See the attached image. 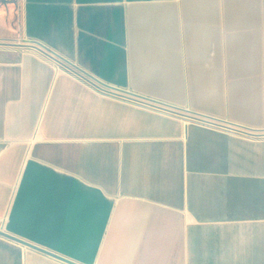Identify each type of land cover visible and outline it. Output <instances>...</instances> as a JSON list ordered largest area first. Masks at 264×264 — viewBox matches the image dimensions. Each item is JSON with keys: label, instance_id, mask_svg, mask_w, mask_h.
Returning a JSON list of instances; mask_svg holds the SVG:
<instances>
[{"label": "crops", "instance_id": "1", "mask_svg": "<svg viewBox=\"0 0 264 264\" xmlns=\"http://www.w3.org/2000/svg\"><path fill=\"white\" fill-rule=\"evenodd\" d=\"M28 41L222 126L0 46V229L79 264H264V0H0ZM0 264L66 263L0 235Z\"/></svg>", "mask_w": 264, "mask_h": 264}, {"label": "water", "instance_id": "2", "mask_svg": "<svg viewBox=\"0 0 264 264\" xmlns=\"http://www.w3.org/2000/svg\"><path fill=\"white\" fill-rule=\"evenodd\" d=\"M3 45H19V46H30V47H33L37 50H39L40 52L50 56L51 58H53L54 60H56L59 64H61L62 66L66 67L68 70H70L71 72L81 76L82 78H84L85 80H87L88 82H93L95 81L96 79H94L93 77H91L90 75H88L87 73H84L83 71H81L80 69H78L75 65H73L72 63H70L69 61H67L66 59H64L63 57L59 56L58 54L54 53L53 51H51L50 49H48L47 47H45L44 45L40 44V43H37L35 41H31V42H22V43H6V42H0V46H3ZM93 80V81H92ZM96 82V81H95ZM101 84V83H99ZM105 87V90L108 91V92H111V93H114V94H117V95H124V96H127L131 99H134V100H139L141 102H145L146 104H149L151 106H154V107H157V108H160V109H163V110H167V111H170V112H174V113H178V114H182L184 116H188L190 118H195L197 120H206L204 119L203 117H197V116H193V115H188V113H185L183 111H179L177 109H174V108H170V107H167V106H164V105H161L160 103H158L157 101H151V100H145V99H142L141 97H138L137 95H134L132 93H128V92H125V91H121L119 89H115V88H111V87H108V85H104V84H101ZM242 131V130H241ZM242 132H245L246 134H253L251 133V131H242ZM0 235L5 237V238H8L12 241H15L17 243H20L21 245L27 247L28 249L30 250H33V251H36L38 253H41V254H44V255H47L49 257H52L54 259H57V260H60L66 264H79V263H76L75 261H72L70 259H67L61 255H58L54 252H51L47 249H44L38 245H35L33 243H30L20 237H17L15 235H12L10 233H7L5 231H3L2 229H0Z\"/></svg>", "mask_w": 264, "mask_h": 264}, {"label": "built area", "instance_id": "3", "mask_svg": "<svg viewBox=\"0 0 264 264\" xmlns=\"http://www.w3.org/2000/svg\"><path fill=\"white\" fill-rule=\"evenodd\" d=\"M81 77V76H80ZM85 81H87V80H85ZM93 81V80H92ZM88 82V81H87ZM90 84H91V86L94 88V89H96V90H99V91H101V92H106V90H105V87L103 86V85H101V84H99V83H97V82H95V81H93V82H89ZM204 119H206V118H204ZM200 121H203V123H211V124H215V125H218V126H222L221 124H217V123H212L211 121H208V119H206V120H200ZM230 130H233L234 131V129H230ZM234 132H236V130L234 131Z\"/></svg>", "mask_w": 264, "mask_h": 264}]
</instances>
